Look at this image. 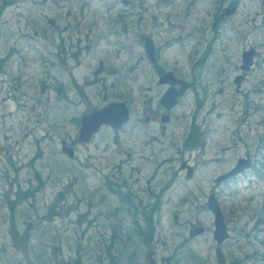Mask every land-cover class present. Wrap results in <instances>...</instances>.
<instances>
[{"label": "rangeland", "instance_id": "obj_1", "mask_svg": "<svg viewBox=\"0 0 264 264\" xmlns=\"http://www.w3.org/2000/svg\"><path fill=\"white\" fill-rule=\"evenodd\" d=\"M84 1L14 0L11 5L1 9L4 1L0 0V57H6L13 50L0 75V264H55V251L58 248V259L64 260L62 264L77 258L79 250L82 260L87 261V264H101L96 260L98 254L93 248L102 236L104 221L101 213L114 203L113 197H100L104 189L102 186L105 172L108 171L106 159L111 158L113 146L103 150L105 142L103 139H96L88 146L79 145L78 159L72 160L63 153L62 142L78 137L77 126L72 123V117H80L90 107H97L102 97L95 94L104 91V88L101 83L86 86V96L83 98L86 103H73L70 96L69 99L59 98L52 88L53 81L58 77L61 82L69 83V80L75 77L78 82L85 84L86 79L92 80L93 69L97 67L100 57L113 60V55L120 63L123 71L121 76L126 75L132 56L136 61L130 65L137 64V73L149 72L152 69L142 53L143 43L139 41L141 30L138 24L132 20L127 23V28L132 32L130 41L135 48L126 51L129 46L127 37L113 32L112 25L104 21L105 11H108L106 6L110 3H115L117 9L125 11L132 10V5L125 7L121 0H90L88 4ZM217 1L194 0L192 4L189 0H176L171 6L166 4L162 7L161 14H158L166 22L160 27L169 29L174 24L195 28L211 25L214 24L216 14H219L222 29L217 33L219 38L214 57L219 62L216 70L223 69L231 73L239 71L242 63L241 50L246 46H257L260 53L253 71L255 76L263 77L264 80V1L242 0L236 9H233L229 2L221 7L222 10H219ZM146 3H142L145 9ZM226 6L230 7V10L225 9ZM255 17L258 18L257 22ZM117 24L115 29L124 28V22ZM152 24L153 22L149 21L145 31L153 30ZM112 33L116 36L111 35ZM176 33L164 32L162 38ZM88 35L95 40L89 49L86 46L92 40ZM244 35H247L248 39H245ZM103 36L106 38L101 40ZM62 38H65L66 51L70 53L76 52L79 41H83L85 47L80 52L81 65L76 62L72 64L73 62L69 61H54ZM194 48L195 44H192L185 51L175 45L167 55L172 63L178 59L184 65ZM43 80L46 86L41 84ZM120 80L123 85L131 83L121 77ZM111 81L109 78L108 82ZM77 91L74 92L76 101L79 98ZM228 92L235 102L241 99V96L235 95L232 87ZM88 101L91 102L88 104ZM258 115H264V112ZM107 140L110 142V139ZM40 150L42 156L34 166L41 170L45 184L36 199L25 201L16 211L17 223L20 225H26L29 218L34 221L32 249L29 252L18 251L12 246L10 226L6 218L8 210L3 203V196L16 178L24 186L38 184L35 168L27 163ZM10 157L13 158L14 164L11 163ZM71 183V191L65 200L67 207H72L71 211L74 213L69 212L52 221H42L40 216L46 213L56 194ZM255 189L260 193L262 184ZM250 193V190L245 189L228 203L229 210L233 208L246 215L245 219L242 217L244 220L261 215L260 198L250 201ZM81 209H89L93 218L97 214L100 217L92 223L91 230L87 223L79 222L77 210ZM181 210V222L173 220L170 214L164 221V237L157 254L159 263L164 264L163 258L172 255L171 250L182 242L183 235L188 236L190 218L209 226L213 225L211 215L204 209L185 207ZM237 219L240 226L243 225L241 219ZM121 229L118 227L120 232ZM214 245L212 233L207 232L182 248L179 258L184 250L188 256L187 248H191L197 257H187L190 264H220L217 259L219 252ZM222 248L221 252L229 261L239 257L245 260L244 264H264V244L257 238L254 242H249L247 238L239 239L235 233ZM256 249L260 250L259 258L246 261L245 251L252 253ZM139 263L142 264L141 261Z\"/></svg>", "mask_w": 264, "mask_h": 264}, {"label": "flooded vegetation", "instance_id": "obj_2", "mask_svg": "<svg viewBox=\"0 0 264 264\" xmlns=\"http://www.w3.org/2000/svg\"><path fill=\"white\" fill-rule=\"evenodd\" d=\"M165 28L148 35L155 40L153 56L144 55L151 71L137 73V66L130 65L136 61L132 56L125 76H121L120 63L110 61L119 69L101 66L95 70V79L85 82V86L103 85L104 91L95 94L97 97L111 89L107 102H124L129 109L128 122L119 127L103 124L91 138L93 142L103 139V150L113 146L114 187L109 196L115 201L114 237L124 244L134 235L140 242L135 239L138 250H127V254H159L163 221L170 209L207 207L213 194L225 205L242 191L234 190L236 183L249 179L253 172H264V119L254 120L250 128L255 127L256 133L252 136L246 129L252 106L247 90L242 101L234 103L228 92L232 81L227 82L233 73L216 72L208 61L217 40V36L209 38V32L219 30L212 25ZM168 31L177 33L162 39ZM143 38L146 36L142 37L144 43ZM192 44L195 48L184 65L178 59L170 61L167 53L173 46L186 51ZM251 74L243 72L244 82ZM120 77L131 83L123 85ZM107 78L119 83L111 84ZM73 83L71 101L75 102L74 92L79 90L76 102L86 103L84 90ZM98 108H103L101 103L88 113ZM240 159L249 160L251 167L218 182ZM172 217L179 220L180 209ZM118 227L130 233H121ZM153 227L156 236L152 239ZM108 233L105 228L101 237L105 240ZM117 252L121 253L118 248Z\"/></svg>", "mask_w": 264, "mask_h": 264}, {"label": "trees", "instance_id": "obj_3", "mask_svg": "<svg viewBox=\"0 0 264 264\" xmlns=\"http://www.w3.org/2000/svg\"><path fill=\"white\" fill-rule=\"evenodd\" d=\"M3 6L1 7V9L5 6L11 5L14 0H3ZM92 45L89 44V47H91ZM65 44L64 41H62L59 45L57 50V54L55 56L56 59L54 60L57 63H66L68 61V58L70 57L71 54H68L65 49ZM11 50L8 55L6 57H0V74L3 73L4 68L6 67L7 64V60L9 58V56L12 54ZM44 81H42L41 84L44 85ZM56 88L60 91L63 90L64 85L62 83H57L56 84ZM41 156V152H39L38 154L35 155V157L29 161L27 163L28 166L35 168L36 172H35V178L38 181L37 185L31 184L30 186H24L22 184V182L16 178L13 182H12V187L5 192V195L3 196V203L6 207L7 211V223L10 226V234H11V241H12V246L14 248H16L19 251H25V252H29L32 249V240H33V225H34V221H32V218H29L28 221H26V225H20L19 223H17V217H16V211L19 208V206L24 203L25 201H29L32 199H36L38 193H40V191L42 190L44 184H45V179L43 177V174L41 172V170L37 167H35L34 165H37V158H39ZM12 160V159H10ZM35 163V164H34ZM17 186V188L14 187ZM73 183L66 185L64 188H62L54 197V199L52 200V202L49 204V206L47 207L46 213L43 214V216L41 215L40 218L42 221H52L60 216H64L66 213H68V211H70L71 207H67V202H66V195L71 191ZM110 186L111 188H113L112 182H110ZM66 208V209H65ZM110 213L113 212V208H110ZM109 212H107L106 214L110 215V220L109 225H110V231L108 234H110L105 242H104V246H103V252H104V256L102 257L100 254V249L98 247V245L95 246V248H93V250L96 251L97 257L96 260L101 262V264H119V263H128V264H140L139 261H141L142 264H156L155 260L149 255V257L144 256V258H142L141 256H137L136 254H127V250L128 253L130 251H132L131 253H136V250H138L135 246V239L137 241V244H139V237H136L134 235H131L129 239H126L125 243L123 244V242L119 241L117 238L114 237V228L115 226H113V224H111L112 220H113V216L110 214ZM88 214V213H87ZM81 216H79V222H81L80 220H84L85 215L80 214ZM92 225V224H91ZM262 226L264 227V224H262ZM113 230V233H112ZM112 233V234H111ZM135 237V238H133ZM153 237V235H152ZM264 241V239H263ZM102 242V243H103ZM101 243V244H102ZM100 245V244H99ZM117 248L119 249V251H121V253L117 252ZM58 249H56L55 251V258H54V262L55 264H62L64 262V260H59L58 259ZM79 256L77 258H75L74 260L68 261L66 264H87V261H83L82 260V256L80 255L81 251L79 250ZM187 252L188 255H192L193 257H195V255L193 254V251L189 248H187ZM247 258H255L256 254H248L246 255ZM243 261L242 260H238L237 259H233L231 264H241ZM33 264H40V263H33ZM167 264H181L180 260H171L169 261ZM183 264H190L189 261L183 263Z\"/></svg>", "mask_w": 264, "mask_h": 264}, {"label": "water", "instance_id": "obj_4", "mask_svg": "<svg viewBox=\"0 0 264 264\" xmlns=\"http://www.w3.org/2000/svg\"><path fill=\"white\" fill-rule=\"evenodd\" d=\"M248 54L250 57L254 55V51H249ZM251 62V61H250ZM129 112L124 103H113L104 109L93 113L85 118V124L81 131V140L89 141L91 136L95 131L98 130L99 126L103 123H110L114 126L122 124L128 121ZM71 156H73V151L69 148H65ZM239 169H236L232 174L238 172ZM210 208L216 214V231L215 237L219 242H222L228 237L227 225L225 222V217L219 207L216 199H212L210 202ZM203 229H197L196 232L200 233Z\"/></svg>", "mask_w": 264, "mask_h": 264}, {"label": "bare ground", "instance_id": "obj_5", "mask_svg": "<svg viewBox=\"0 0 264 264\" xmlns=\"http://www.w3.org/2000/svg\"><path fill=\"white\" fill-rule=\"evenodd\" d=\"M124 221V223L127 225V223H126V221L125 220H123ZM121 233H124V234H129L130 232L129 231H127L126 229H121Z\"/></svg>", "mask_w": 264, "mask_h": 264}]
</instances>
